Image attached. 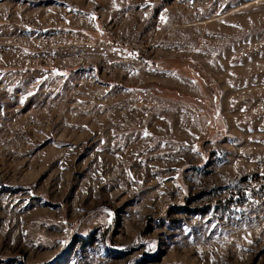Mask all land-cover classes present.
Returning a JSON list of instances; mask_svg holds the SVG:
<instances>
[{
	"label": "rangeland",
	"instance_id": "1",
	"mask_svg": "<svg viewBox=\"0 0 264 264\" xmlns=\"http://www.w3.org/2000/svg\"><path fill=\"white\" fill-rule=\"evenodd\" d=\"M0 264H264V0H0Z\"/></svg>",
	"mask_w": 264,
	"mask_h": 264
},
{
	"label": "built area",
	"instance_id": "2",
	"mask_svg": "<svg viewBox=\"0 0 264 264\" xmlns=\"http://www.w3.org/2000/svg\"><path fill=\"white\" fill-rule=\"evenodd\" d=\"M157 215H158V214H156L155 211L153 210V211H152V215L149 216V217H151V218H157V217H158ZM158 219H159V218H158ZM158 221H160V219H159Z\"/></svg>",
	"mask_w": 264,
	"mask_h": 264
},
{
	"label": "snow or ice",
	"instance_id": "3",
	"mask_svg": "<svg viewBox=\"0 0 264 264\" xmlns=\"http://www.w3.org/2000/svg\"><path fill=\"white\" fill-rule=\"evenodd\" d=\"M161 19L163 20L164 19V17H161ZM145 135H149L148 133H145Z\"/></svg>",
	"mask_w": 264,
	"mask_h": 264
}]
</instances>
